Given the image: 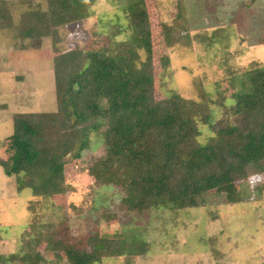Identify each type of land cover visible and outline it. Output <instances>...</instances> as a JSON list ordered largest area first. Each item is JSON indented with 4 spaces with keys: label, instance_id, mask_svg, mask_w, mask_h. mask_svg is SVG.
Wrapping results in <instances>:
<instances>
[{
    "label": "rangeland",
    "instance_id": "obj_1",
    "mask_svg": "<svg viewBox=\"0 0 264 264\" xmlns=\"http://www.w3.org/2000/svg\"><path fill=\"white\" fill-rule=\"evenodd\" d=\"M6 1L14 27L0 28V160L11 168L13 116L57 109L53 58L59 52L51 38L33 45L16 33L24 11L46 10L51 0ZM129 1L88 2L86 19L60 28V49L87 51L95 33H102L111 55H133L129 77L142 61L152 62L155 102L179 94L203 107L197 119L202 142L210 134L205 117L227 124L224 141L241 139L235 96L246 90L241 80L249 85L254 69H264V0H143L150 52L139 35L134 39ZM101 103L108 106L106 98ZM106 151L93 133L82 157L74 152L68 158L67 192L50 197L18 187L16 175L0 165V264H23L2 258L33 248L31 263L71 264L60 260L64 250L54 245L65 236L91 248L96 264H264V161L237 182L236 194L211 190L201 206L156 205L138 212L122 205V185L112 176L99 184L91 173ZM187 155L192 153L185 151L182 159ZM101 238L112 255L95 253Z\"/></svg>",
    "mask_w": 264,
    "mask_h": 264
},
{
    "label": "trees",
    "instance_id": "obj_2",
    "mask_svg": "<svg viewBox=\"0 0 264 264\" xmlns=\"http://www.w3.org/2000/svg\"><path fill=\"white\" fill-rule=\"evenodd\" d=\"M90 1L95 0H51L48 9L31 7L21 16L16 29L19 40L41 45L51 38L53 51L59 52L53 58L57 109L13 116L8 139L14 153L11 168L0 160L6 174L16 175L18 187L31 188L35 195L65 194L68 158L74 152L82 157L91 135L97 133L107 151L91 173L99 184L111 176L116 185L121 184L122 205L128 210L143 212L156 205L197 207L206 203L211 190L236 194L237 182L251 175L250 167L264 161V69L256 68L251 79L245 78L249 85L241 80L246 90L235 96L242 138L224 141L221 134L227 124L205 117L210 134L202 142L197 119L201 120L203 107L179 94L155 102L149 59L129 77L127 65L133 55L129 51L111 55L102 33H95L87 51L60 49V28L86 19ZM142 1H129L127 12L134 39L140 36L142 47L150 52ZM11 11V4L0 0V28L13 30ZM104 98L107 107L101 103ZM185 151L192 156L182 159ZM54 245L64 250L60 260L71 264H96L99 258L88 253L91 248L83 249L82 243L67 241L66 236ZM93 248L95 253L112 255L102 238ZM36 253L35 248L21 250L2 259L34 264L29 260Z\"/></svg>",
    "mask_w": 264,
    "mask_h": 264
}]
</instances>
